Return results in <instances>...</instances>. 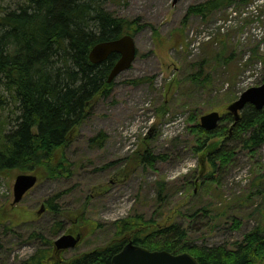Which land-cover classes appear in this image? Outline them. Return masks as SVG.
<instances>
[{
  "label": "rangeland",
  "instance_id": "rangeland-1",
  "mask_svg": "<svg viewBox=\"0 0 264 264\" xmlns=\"http://www.w3.org/2000/svg\"><path fill=\"white\" fill-rule=\"evenodd\" d=\"M20 1L0 0V15L14 9ZM205 1L179 0L174 5L171 0L106 1V9L135 19L136 24L141 25L133 33L136 58L129 69L116 76L111 95L105 99L97 98L87 117L70 134L69 142L62 149L69 163H73L70 173L42 179L15 205L24 210H37L46 199L54 198L56 204L68 212L64 216L66 228H72L74 224L79 227L78 215L70 212L81 207L88 225L80 230L81 243L65 255L104 244L112 237L113 221L136 212H143L146 217L153 214L159 217L161 212L166 215L176 209L174 219L188 226L186 215L189 212L201 206L207 208L213 220L201 216L200 211L189 229L190 240L196 244L241 239L257 223L264 224V212L262 215L255 209L262 201L260 196H253L247 202L235 200L226 208L223 217L217 216L227 201L249 189V182L245 185L240 182L245 174L251 180L255 170L263 168L259 170L263 172L264 147L253 156L237 150L234 161L216 175L219 183H214L209 178L212 167L206 157H201L205 153L193 151L196 138L190 131L194 123L189 119L192 109H198L199 116L211 110L224 111L231 92L236 96L245 84L257 85L264 80V0L255 3L254 9L249 4L252 0H230L225 7L205 16L187 14L190 5ZM202 25L206 29L201 38L205 40L206 35L216 32V39L204 43L197 54L188 56V36ZM181 43H184V49L179 48ZM201 59L208 61L206 72L210 82L209 87L199 93L191 90L186 75L190 63ZM250 74H254L251 79ZM137 79L138 82H132ZM11 100L9 93H2L1 103L6 102L8 106ZM212 100L215 105L209 106ZM163 104L164 110H161ZM167 111L181 112L186 118L187 128L171 139L159 135ZM151 114H155L157 129L146 143L160 157L152 167L130 163L127 168L132 172L127 178L109 184L111 175L130 156L127 146L134 134L138 135V148H143V138L140 140L138 130L145 117ZM99 130L107 134L103 146L89 145L88 138ZM210 142L209 146L214 148L219 144L217 139ZM228 145L232 146L234 142ZM18 173L10 170L6 175H0V179L12 188ZM159 180H163L164 185L162 183L159 191L166 201L158 205L154 197ZM94 186L105 191L97 194ZM192 187L194 195L190 193ZM12 199L8 197L0 203L1 212L6 214L0 216V242L3 245L0 264H16L35 249L36 242L27 243L23 238L20 222L11 223L14 230L11 232L16 236L5 230L7 216H15ZM231 217L241 221L238 229L230 227ZM50 218V212L43 213L36 220L38 227H48ZM208 222L215 224L210 231ZM90 226L95 228L92 230ZM206 230L209 232L205 233ZM18 231L22 232L21 236H17Z\"/></svg>",
  "mask_w": 264,
  "mask_h": 264
},
{
  "label": "trees",
  "instance_id": "trees-1",
  "mask_svg": "<svg viewBox=\"0 0 264 264\" xmlns=\"http://www.w3.org/2000/svg\"><path fill=\"white\" fill-rule=\"evenodd\" d=\"M106 1L117 0H21L14 9L0 15V99L3 92L9 93L12 98L8 106L6 102H0V175L17 170L34 172L39 178L47 179L70 173L73 163H69L62 149L69 142L70 134L89 114L93 102L97 98L109 97L114 85V81L107 82V75L118 54L111 53L104 61L92 63L88 58L90 48L100 41L115 39L125 33L133 34L141 27L135 19L106 9ZM229 2L207 0L190 5L187 14L205 16ZM190 65L186 81L192 91L200 93L209 87L208 61L201 59ZM233 98L231 93L227 101ZM208 105H215L214 100ZM161 108L164 110V104ZM5 110L7 113H4ZM192 110L189 119L194 124L190 131L196 138L193 151L205 153L201 157H206L211 165L209 178L214 183H219L216 175L234 161L237 150L253 156L264 145V107L257 109L247 104L237 122L230 114L224 113L221 123L210 131L200 127L198 109ZM149 138L150 135L145 136L143 148L137 147L114 173L128 176L132 172L127 168L130 163L152 167L160 155L155 154L146 143ZM106 139V132L99 130L88 138V143L101 147ZM215 139L219 141L218 146L210 147V141ZM230 142L234 145L229 146ZM262 169L254 171L249 189L227 201L218 217H223L226 208L235 200L247 202L253 196H260L262 201L255 209L263 215L264 170L259 171ZM157 182L154 198L159 205L165 203L166 197L161 196L159 191L164 185L163 180ZM190 193L194 195L193 187ZM44 202L45 211L51 215L48 227H38L39 218L35 210L14 206L12 213L15 216H7L5 230L16 236L11 232L14 231L11 223L20 222L19 230L25 235L23 238L27 243L36 242H33V252L16 264H110L112 256L128 241L149 250L187 251L199 264H264L263 223L247 230L241 239L216 244H196L190 240L189 229L200 211L201 216L213 220L203 206L186 215L188 226L174 219L176 209L166 215L161 212L159 217L154 214L146 217L143 212H136L116 219L113 221L112 237L104 244L65 255V251L54 247L53 238L63 231L87 227L84 210L79 207L71 211L70 214L78 215L79 227L74 224V227L66 228L64 218L67 210L58 206L54 198ZM3 215L6 214L0 210V216ZM208 224L210 231L215 224ZM240 224V220L231 217V228L238 229ZM16 233L17 236L22 235L20 231ZM2 248L0 242V251Z\"/></svg>",
  "mask_w": 264,
  "mask_h": 264
},
{
  "label": "water",
  "instance_id": "water-1",
  "mask_svg": "<svg viewBox=\"0 0 264 264\" xmlns=\"http://www.w3.org/2000/svg\"><path fill=\"white\" fill-rule=\"evenodd\" d=\"M178 0H172L175 4ZM112 52L119 54V58L111 67L107 81L110 82L119 73L128 69L135 57V43L133 37L126 34L117 39L105 40L94 44L88 54L92 63L104 61ZM251 104L257 109L264 107V83L250 87L227 106L235 120L239 117V111L246 104ZM220 116L217 111H210L200 116V124L206 130L214 129ZM34 174L21 173L15 178L13 184V203H17L23 194L36 182ZM43 207H41V210ZM40 210V211H41ZM80 234L63 233L54 240L56 249L73 248L80 240ZM110 264H199L188 252L173 254L167 250H149L142 246L128 242L123 248L115 253Z\"/></svg>",
  "mask_w": 264,
  "mask_h": 264
},
{
  "label": "flooded vegetation",
  "instance_id": "flooded-vegetation-1",
  "mask_svg": "<svg viewBox=\"0 0 264 264\" xmlns=\"http://www.w3.org/2000/svg\"><path fill=\"white\" fill-rule=\"evenodd\" d=\"M115 180H116V179H114V178H110V180H109V184H113V183H115Z\"/></svg>",
  "mask_w": 264,
  "mask_h": 264
},
{
  "label": "bare ground",
  "instance_id": "bare-ground-1",
  "mask_svg": "<svg viewBox=\"0 0 264 264\" xmlns=\"http://www.w3.org/2000/svg\"><path fill=\"white\" fill-rule=\"evenodd\" d=\"M258 162V161H257Z\"/></svg>",
  "mask_w": 264,
  "mask_h": 264
}]
</instances>
